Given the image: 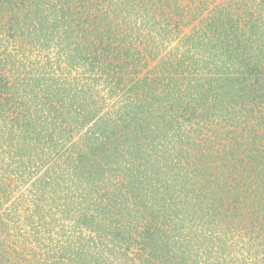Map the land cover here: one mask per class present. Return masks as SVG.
<instances>
[{
  "label": "rangeland",
  "instance_id": "obj_1",
  "mask_svg": "<svg viewBox=\"0 0 264 264\" xmlns=\"http://www.w3.org/2000/svg\"><path fill=\"white\" fill-rule=\"evenodd\" d=\"M41 1L0 0V264H264V0H117L124 23L136 7L165 17L161 52L139 74L148 109L109 121L113 94L97 91L89 119L62 135L55 108L81 99L64 27L80 28ZM189 46L204 86L185 77L155 92L163 70L190 76L164 64Z\"/></svg>",
  "mask_w": 264,
  "mask_h": 264
},
{
  "label": "trees",
  "instance_id": "obj_2",
  "mask_svg": "<svg viewBox=\"0 0 264 264\" xmlns=\"http://www.w3.org/2000/svg\"><path fill=\"white\" fill-rule=\"evenodd\" d=\"M29 1L33 4V0ZM41 2L43 4L46 2L51 3L54 6H57L58 10L60 9L62 13L59 17L62 21L60 25L64 26L65 24H70L68 21L71 19L72 21H75V24L77 23L76 26L80 28L79 31L76 29L74 30L73 28L66 29V27H64V32H68L67 37L70 39V43L75 45L73 50L74 58H72L71 62L72 66L77 71V74L75 75L76 81L72 84L71 89L74 90L73 93L77 94L75 96H78L81 99L76 98V102L79 103L74 106H71V102H66L68 107L65 106L64 108L57 105L58 107L55 108L53 114L55 117H52L51 119V128H53L55 131L56 128L57 130H61L62 135L64 133L63 129H67L68 131L73 130V127L70 123H73L74 127L76 128L81 125L82 121L84 124L89 119V117L87 119L84 118V113H86V116H88L87 111L89 110L84 109L86 110L85 112L83 107L87 103H94L95 98H87L96 97L97 91L102 93L104 91L103 98L113 94L112 97L115 104H113V107H111L113 110L109 112L110 115H107L106 117L109 121H122L121 116L114 114H118V112L123 111L124 109H126L127 112L138 108L140 111H145L147 107L144 108L145 105L142 106L141 103L147 101L146 99L142 98H144V96L150 92L147 88H145L146 91L143 89L145 82L148 80L147 72L142 76L139 74L144 68L143 66L146 65L150 59L156 58L158 52H161V46H158V42L165 40L168 35V32L166 31V24H160L162 23L161 21L165 20V17H158L157 15L147 17V15L145 16L144 13L139 11V8L136 7L134 10H132V13L139 17L131 19L130 23L128 21L124 23L118 12L120 9L119 7H116V3L118 2L117 0H42ZM238 2L241 4L243 3V0H238ZM24 4L25 1L23 5ZM182 8L183 6L181 9ZM46 10L48 11V8H46ZM160 17L161 20H159ZM184 17L185 16H182L180 19H184ZM169 21L171 22L172 19ZM41 24L42 23L40 22L38 25ZM37 26L32 29L33 33L40 31ZM172 30L174 32H179L177 24ZM196 32H198V30ZM196 32L195 35H198ZM42 33L43 32H40V34ZM148 35H150L149 39H151L153 43L151 47H149L146 41H144V39L148 38ZM56 37L58 36H55V38ZM57 41H61V39ZM230 46V40L226 41L224 49L220 53L229 54L230 52L227 50L230 49ZM189 48L191 47H187L186 59H182L174 63L164 61V64L166 66L171 65V67H173V64H178L181 68H184L185 71L188 70V65L192 69L190 72H188L190 76L187 73L186 74L188 76L182 75L181 73H184L182 71L180 75H178L167 74L165 72L166 70H163L161 72L162 74L157 73L156 77L150 78L152 80L160 81L154 84L156 86L154 89L155 92H157L161 86H166L165 90H168L169 87L172 85H177L179 81H181L180 79L185 77L188 78L187 80L189 81V84L194 82L192 87H196V89H200L198 86H204V84L202 85L201 83H198V80L192 76L191 72H193L194 69L189 63ZM217 51L218 50H215V52ZM214 62L218 63V66L226 64V61H224L222 58L214 59ZM115 66H118V68H115ZM13 71L14 69H12L10 73H7L5 77H2L4 80L7 79L8 82L5 83H9L10 85L6 91L7 93L10 92L9 97L11 98H13V95L16 93V90L11 85H14L15 87H20L23 85V78L21 75H19L18 81L10 80V78L13 76ZM83 79H90L93 81H83ZM24 83L26 84V82ZM47 86L48 85L45 84V87ZM40 87V89H45L44 84L42 83ZM56 87L59 91L63 88L59 82H57ZM136 87L141 88L139 89L141 91L140 94L137 92ZM131 88L135 89L130 90ZM70 92L67 95H69ZM81 95H83V97ZM55 96L64 97L65 95H60L58 92H56L53 97ZM48 102L50 103L51 101L48 100L42 104H46ZM257 105L259 110L260 106L259 104ZM92 109L90 110L93 111ZM27 114L29 115V112ZM185 119L190 121L191 117L187 116ZM107 126L108 123L104 126L105 128L96 130L97 128L95 125L91 133L96 136L99 134L103 135L102 133H104V130L102 132V129H108ZM33 137H38L35 142L41 143L44 135H42V137L40 136V138L39 135ZM53 138L54 136L52 139ZM61 141L59 145H62ZM102 143L103 142H101V144ZM61 148L62 146L59 149ZM65 151L66 148L61 151L56 150V154L61 156L65 153ZM135 156L140 157L142 160L147 159V155L145 154H136Z\"/></svg>",
  "mask_w": 264,
  "mask_h": 264
}]
</instances>
